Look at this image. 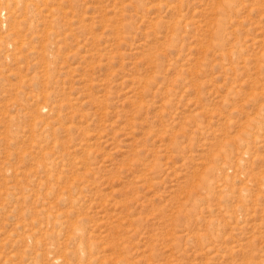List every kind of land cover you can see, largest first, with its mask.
<instances>
[{
	"label": "rangeland",
	"instance_id": "obj_1",
	"mask_svg": "<svg viewBox=\"0 0 264 264\" xmlns=\"http://www.w3.org/2000/svg\"><path fill=\"white\" fill-rule=\"evenodd\" d=\"M0 264H264V0H0Z\"/></svg>",
	"mask_w": 264,
	"mask_h": 264
},
{
	"label": "bare ground",
	"instance_id": "obj_2",
	"mask_svg": "<svg viewBox=\"0 0 264 264\" xmlns=\"http://www.w3.org/2000/svg\"><path fill=\"white\" fill-rule=\"evenodd\" d=\"M235 6V5H234Z\"/></svg>",
	"mask_w": 264,
	"mask_h": 264
}]
</instances>
